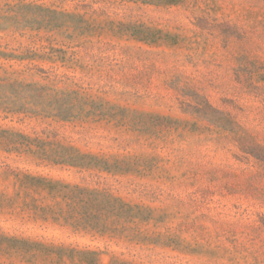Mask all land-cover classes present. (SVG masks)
Here are the masks:
<instances>
[{
    "label": "rangeland",
    "instance_id": "rangeland-1",
    "mask_svg": "<svg viewBox=\"0 0 264 264\" xmlns=\"http://www.w3.org/2000/svg\"><path fill=\"white\" fill-rule=\"evenodd\" d=\"M0 52L65 93L0 129L83 156L0 149V264H264V0H0Z\"/></svg>",
    "mask_w": 264,
    "mask_h": 264
},
{
    "label": "trees",
    "instance_id": "trees-1",
    "mask_svg": "<svg viewBox=\"0 0 264 264\" xmlns=\"http://www.w3.org/2000/svg\"><path fill=\"white\" fill-rule=\"evenodd\" d=\"M1 59L7 62L15 61L16 64L20 65L25 62H28V64L22 67V69H16L14 65L6 66L0 63V117L10 118L22 115L37 117L46 114L48 117L64 118L61 117L59 100L57 98L65 93L55 89L53 81L49 79L50 73L34 65V62L45 60L44 56L37 53L15 55L13 53L0 52ZM37 77H40L41 80L37 81ZM39 143H41L40 140H32L26 135L0 129V149L7 153L37 155L43 152L42 154L45 157L42 158L54 164L75 167L83 166V163H81L83 156L77 155L78 151L73 150L69 153L52 151V153H49L44 148L46 143H42L41 145ZM111 199L105 193L99 191L91 192L89 202L92 204V207L90 208V217L86 224L89 230H95L102 234L106 233L108 230V217L104 212H107L109 208L115 209L116 207V205H111ZM75 225L77 228L86 230V227H81L80 221H77Z\"/></svg>",
    "mask_w": 264,
    "mask_h": 264
}]
</instances>
